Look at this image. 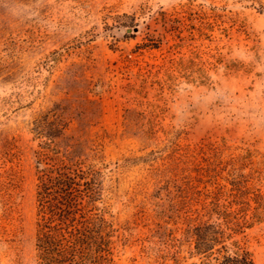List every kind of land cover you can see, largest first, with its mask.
<instances>
[{
	"label": "rangeland",
	"instance_id": "obj_1",
	"mask_svg": "<svg viewBox=\"0 0 264 264\" xmlns=\"http://www.w3.org/2000/svg\"><path fill=\"white\" fill-rule=\"evenodd\" d=\"M48 138L102 171L103 264L154 263L201 207L183 150L264 152V0H0V264H36ZM244 234L264 264V222Z\"/></svg>",
	"mask_w": 264,
	"mask_h": 264
},
{
	"label": "trees",
	"instance_id": "obj_2",
	"mask_svg": "<svg viewBox=\"0 0 264 264\" xmlns=\"http://www.w3.org/2000/svg\"><path fill=\"white\" fill-rule=\"evenodd\" d=\"M35 154L36 264H103L110 224L99 205L101 169L50 138ZM182 156L190 174L180 200L190 203L199 194L201 207L186 214L179 234L164 235L152 264H256L243 237L264 222V152L207 142L188 146Z\"/></svg>",
	"mask_w": 264,
	"mask_h": 264
},
{
	"label": "water",
	"instance_id": "obj_3",
	"mask_svg": "<svg viewBox=\"0 0 264 264\" xmlns=\"http://www.w3.org/2000/svg\"><path fill=\"white\" fill-rule=\"evenodd\" d=\"M136 30H137V27L135 28ZM129 32H131L132 31V28H128L127 29Z\"/></svg>",
	"mask_w": 264,
	"mask_h": 264
}]
</instances>
